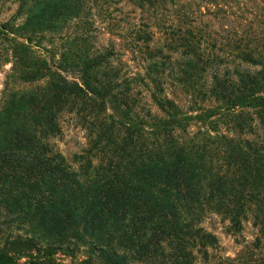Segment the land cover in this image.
I'll return each instance as SVG.
<instances>
[{"label":"trees","instance_id":"16d2710c","mask_svg":"<svg viewBox=\"0 0 264 264\" xmlns=\"http://www.w3.org/2000/svg\"><path fill=\"white\" fill-rule=\"evenodd\" d=\"M128 1L141 8L158 2ZM59 3L34 0L0 23L12 64L0 99V194L14 184L42 192L45 202L61 188L76 192L80 215L88 213L85 222L92 231L106 234L115 222L130 220L132 236L144 242L128 241L140 247L139 258L150 264H196L194 249L208 257L218 242L201 227L210 214L221 216L233 235L251 220L259 240L264 238V46L232 40L224 49L205 48L199 32L187 30L177 45L186 48L190 61L174 83L192 102L209 103L199 113L170 98L158 62L144 75L128 76L113 65L115 50L98 52L85 22L86 0L76 1L80 30L74 38L63 37L67 44L61 60L45 55L37 42L58 31L49 21L59 15L65 23L73 21ZM133 39L136 46L151 41L141 32ZM211 69V79L201 83ZM140 84L150 88L158 112L143 104L136 88ZM64 111H90L94 128L100 129L97 148L108 156L98 179L88 180L93 188L84 189L63 156L44 143L61 133L58 116ZM194 124L204 128L191 132ZM88 190L94 193L91 198ZM34 217L49 227L59 220L53 213ZM62 218L72 220L70 214ZM93 245L99 264H130L125 254ZM0 264L21 263L0 252Z\"/></svg>","mask_w":264,"mask_h":264},{"label":"rangeland","instance_id":"374dc122","mask_svg":"<svg viewBox=\"0 0 264 264\" xmlns=\"http://www.w3.org/2000/svg\"><path fill=\"white\" fill-rule=\"evenodd\" d=\"M33 1L0 0V23L10 21L19 10L24 12L33 6ZM76 1L46 0L52 5L60 2L62 12L72 14L70 19L73 21L65 23L58 12L60 18L49 21L57 26V33L54 36L49 33L45 40L37 42L45 55H54L56 60H61L66 51V38L63 37L74 38L80 30L79 21L74 18ZM84 14L91 30L92 46L98 52L115 50L116 55L111 61L116 68L128 76H138L144 75L151 63L158 62L170 84V98L185 110L194 108L199 113L208 108L209 103L201 99L192 102L184 89L174 83L190 61L186 48L177 45L181 38L187 37V30L199 32L205 48L224 49L232 40H248L264 46V0H158L155 6L146 8L128 0H86ZM139 32L151 41L145 43L143 40L136 46L133 38ZM7 49L0 37V99L12 67ZM223 60L220 67L225 70L227 65ZM211 74L212 69L204 73L201 83L208 82ZM72 76L68 75V78L72 79ZM136 88L142 91L146 108L158 112L150 88L144 84ZM80 113H60L61 133L50 136L44 143L63 156L74 179L83 182L84 189H89L93 184L88 180L98 179L96 176L106 164L108 155L97 148L100 129L94 128L90 111ZM201 127L203 125L194 124L190 130L198 132ZM261 138L264 141V133ZM88 191L91 198L94 193ZM55 194L45 202L42 192L30 193L29 189L22 190L17 184L9 188L4 186L0 194V252L21 264H99L93 252L96 243L125 254L130 264H150L149 260L139 258L140 247L128 241L132 238L135 243L144 242L132 236L130 220L115 222L116 228L111 226L106 234H98L85 222L88 213L83 217L80 215L83 211L79 208L80 201L76 200L78 193L61 188ZM50 213L59 218L51 227L34 217ZM66 214L72 216L70 224L62 218ZM201 227L213 233L218 242L209 250L208 257L204 251L199 253L194 249L196 264H245L247 260H251V264H264V238L259 240L258 229L251 220L244 222L242 232L237 235L230 233L228 223L216 214L206 216ZM96 236H101L104 241L99 242ZM163 245L167 246V243L163 242ZM166 250L170 251V248L167 246Z\"/></svg>","mask_w":264,"mask_h":264}]
</instances>
